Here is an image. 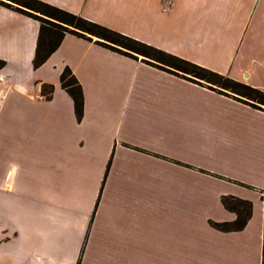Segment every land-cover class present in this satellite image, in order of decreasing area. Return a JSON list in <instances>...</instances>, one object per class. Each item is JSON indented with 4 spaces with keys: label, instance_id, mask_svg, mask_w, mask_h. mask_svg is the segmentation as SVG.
Returning <instances> with one entry per match:
<instances>
[{
    "label": "crops",
    "instance_id": "0c3cea01",
    "mask_svg": "<svg viewBox=\"0 0 264 264\" xmlns=\"http://www.w3.org/2000/svg\"><path fill=\"white\" fill-rule=\"evenodd\" d=\"M37 1L264 91V0ZM38 29L0 6V264H261L264 112L70 34L33 69Z\"/></svg>",
    "mask_w": 264,
    "mask_h": 264
},
{
    "label": "trees",
    "instance_id": "16d2710c",
    "mask_svg": "<svg viewBox=\"0 0 264 264\" xmlns=\"http://www.w3.org/2000/svg\"><path fill=\"white\" fill-rule=\"evenodd\" d=\"M4 1L15 4L17 7L12 8L8 3L3 1H0V6L23 14L39 23L36 46L32 58L33 69H37L46 61L58 48L62 38L66 34L89 42L92 41L91 37H95L98 40L94 41V43L100 47L133 60H137L138 56H140L141 62L146 65L264 112V91L262 90L232 80L227 76L218 74L40 1ZM4 65V61L0 60V70ZM59 84L61 89L71 98L74 115L79 122L83 115L82 91L76 78L67 67L60 73ZM51 94L52 86H41V95L44 99L50 100ZM221 204L225 210L235 215V219L232 222L210 223V225L221 232L241 231L251 217V203L232 196H226L221 198ZM261 264H264V247L262 250Z\"/></svg>",
    "mask_w": 264,
    "mask_h": 264
},
{
    "label": "rangeland",
    "instance_id": "374dc122",
    "mask_svg": "<svg viewBox=\"0 0 264 264\" xmlns=\"http://www.w3.org/2000/svg\"><path fill=\"white\" fill-rule=\"evenodd\" d=\"M0 1H3L5 3H8L12 8H15L17 7V5L15 4H12V3H9V2H6L4 0H0ZM22 9V8H21ZM26 11V10H25ZM91 40L92 41H96L98 40L97 38L95 37H91ZM138 59H141L140 56H138ZM230 172L233 171V169H230L229 170ZM251 172H255V171H250V170H239L237 172H235L234 174L239 177V178H242V180L246 181V182H240V181H236V180H230L229 182L232 183V185H234L236 188H240L241 190H244L246 192H248L246 195L252 197V193L253 192V189L252 187L248 184L249 182H253V183H260L262 180L257 178V176H254L253 174H251ZM233 174V173H232ZM244 201H248L251 203L250 200H244ZM252 205V203H251ZM3 244V242L0 240V246ZM82 251V250H81Z\"/></svg>",
    "mask_w": 264,
    "mask_h": 264
}]
</instances>
